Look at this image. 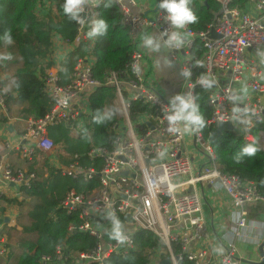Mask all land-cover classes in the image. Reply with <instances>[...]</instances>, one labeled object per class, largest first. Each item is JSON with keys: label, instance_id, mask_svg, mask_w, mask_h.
<instances>
[{"label": "built area", "instance_id": "obj_1", "mask_svg": "<svg viewBox=\"0 0 264 264\" xmlns=\"http://www.w3.org/2000/svg\"><path fill=\"white\" fill-rule=\"evenodd\" d=\"M113 1L135 46L127 70L110 73L106 80V85L115 89L122 112L120 121L111 128L115 138L110 148H92L87 154L91 161L102 160L99 172L92 167L82 168L78 156L68 166L59 168L64 176L80 178L85 183L96 176L99 183L88 194L69 191L61 204L68 215L77 216L81 222L72 223L69 233L86 234L97 241L92 251L78 254L75 264H105L110 256L124 258L135 249L137 230L153 233L166 246L169 256L156 264H178L182 258L193 264H207L213 236L204 214L203 196L197 189L203 184L223 191L236 209L232 218L235 224L229 230L232 240L214 264H244L235 240L245 236V206L264 203V194L255 182H244L220 170L202 127L183 119L190 109L177 121L167 119L176 115L180 103L170 101L149 81L142 67L140 42L146 31H158L169 45L171 60L179 65L182 90L187 91L183 99L191 98L196 105V89L203 88L211 110L208 124L218 127L229 122L233 132L245 141H255L253 132L259 126L258 144L264 151V70L248 53L264 48V0H248L243 9L232 6L235 0H216L221 10L201 32L194 30L193 24L173 26L166 10L159 8L160 0H156L152 17L134 10L137 0ZM100 2L83 0L75 16L76 36L72 43L59 36L52 39L48 55L51 66L43 77L44 92L53 103L50 112L40 119L25 120L20 138L4 143L5 151L14 152L28 164L34 163L37 152L48 154L55 149L49 136L51 127L64 124L75 134L84 129L90 99L86 102L82 96L86 92L91 95L101 86L93 78L95 59L90 56L78 60L68 84H62L60 71L68 54L89 41L88 25ZM48 7L46 2L38 7V12ZM212 31L217 38L211 37ZM173 33L180 36L179 47L175 42L169 43ZM198 43L201 56L194 53ZM198 71L202 74L197 75ZM204 80L214 87L206 88ZM138 102L147 110L132 114L131 109ZM9 115L0 82V119H8ZM125 171L127 175L123 174ZM36 178L35 173L15 168L5 156H0V199L22 200L21 189L29 187ZM189 186L193 189L187 190ZM114 231L116 239L107 241L105 235ZM9 251L6 240L0 237V258ZM62 252V246L57 247V264H64ZM40 262L52 264L49 257H42Z\"/></svg>", "mask_w": 264, "mask_h": 264}, {"label": "trees", "instance_id": "obj_2", "mask_svg": "<svg viewBox=\"0 0 264 264\" xmlns=\"http://www.w3.org/2000/svg\"><path fill=\"white\" fill-rule=\"evenodd\" d=\"M47 0H0V63L5 62L6 74L10 87L3 80L9 109L19 108L20 118L37 119L45 117L52 108V101L44 92L43 77L51 66L48 55L53 45V37L59 36L63 41L72 43L76 36V22L71 13L64 11L65 0H55L45 11L38 12V7ZM248 0H235L233 7L245 8ZM198 17L193 29L205 31L221 10L216 0H191L189 5ZM104 19L108 30L104 35H97L83 42L66 57L60 75L62 84H68L78 60L94 57L93 78L101 86L90 95V113L85 120L84 129L75 134L67 125H59L49 129V136L61 150L62 154L72 158L78 156L82 168L92 167L99 172L102 160L91 161L87 154L92 148H110L115 136L112 126L120 121L119 110L115 102V89L106 85L107 77L113 72H125L135 50L130 39L129 30L123 23L120 9L113 0H101L93 20ZM92 20V21H93ZM92 22L88 25L91 31ZM10 37L11 42H9ZM201 56L200 44L194 51ZM10 56L8 59L6 57ZM202 74L201 71L197 75ZM9 93V94H7ZM197 114L203 118V134L212 146L224 174L236 175L244 182H255L264 194V151L260 149L258 126L254 130L255 141H245L233 131L216 133L217 127L209 125L211 110L203 88L196 89ZM146 111L147 106L136 103L131 109ZM253 144L257 148L254 156L243 153V148ZM37 154H40L37 152ZM36 154V155H37ZM44 158L45 156L42 155ZM44 163V161H43ZM27 164V163H26ZM45 164L47 161L45 160ZM30 173L37 175L39 163L35 166L27 164ZM99 186L96 176L88 183L80 178L73 179L64 176L59 168L47 166L46 174L33 180L29 187L22 188L24 199L31 202V208L26 212L29 224L24 225L23 232L34 236L22 240V252L16 264H41L42 257H49L52 264H57L56 249L62 246L64 264H75L78 254L92 251L97 241L86 234L69 233V226L81 222L77 216H71L61 207V204L71 190L80 194H88ZM8 205L22 207L23 201L18 199H2ZM6 207L0 205V216L5 215ZM125 220V218H123ZM117 231L106 234L105 239L115 240ZM135 249L124 258L110 256L105 264H156L167 258L166 246L153 233L137 230L134 233ZM179 250L174 248V253ZM178 264H193L182 258Z\"/></svg>", "mask_w": 264, "mask_h": 264}, {"label": "crops", "instance_id": "obj_3", "mask_svg": "<svg viewBox=\"0 0 264 264\" xmlns=\"http://www.w3.org/2000/svg\"><path fill=\"white\" fill-rule=\"evenodd\" d=\"M47 2L49 3V7L50 5L56 4L55 0H47ZM155 6L156 0H137V6L134 10L152 17L154 15ZM247 7L250 8L249 6ZM143 36L150 37L153 42L152 45L147 47L143 45L142 38L140 42V48L144 55L142 67L149 81L155 85L162 94L167 97H173L171 98L174 99L172 101L178 103L179 100L176 98H183L181 95L183 90L181 91L180 89L181 92L179 96L177 95V91L175 92L174 87L177 84H182V77L177 63L173 62L170 58V48L166 39L156 30H148ZM157 45H159L158 49L152 51L151 49L156 48ZM248 53L258 61L264 70V48L249 51ZM0 80H3L10 87V80L6 74L4 61L0 63ZM89 99L90 93H84L82 100L88 102ZM114 103L120 107L116 98ZM18 111L19 108L13 107L11 110L9 109L10 115L8 119H0V156H5L7 161L15 168L28 169V163L26 164V162L22 161L14 152L9 153L5 151L4 148V143L6 141H17L24 132L25 120L19 117ZM38 153L40 154L36 155L34 161L35 166L39 163L41 155H44L45 158H47V164L54 168L68 166L69 160L71 159L70 155L62 154V152H60V155H57L56 151L48 154L43 152ZM186 189L191 190L193 187L189 186ZM197 189H199L203 196V210L213 236L207 264H214L217 257L224 251L227 243L232 240L229 230L235 224L232 218L233 212H235L236 209L234 208L233 202L223 191H216L205 184L197 186ZM2 199L14 198H1L0 202H2ZM22 200L26 201L27 199L23 197ZM245 211L247 213V228L244 231L245 236L235 240L240 258L244 261V264H264L261 260L260 250L264 244V203L247 204L245 206ZM5 217L9 216H7L6 213L0 216V218ZM9 218L12 220L11 217ZM6 257H8V255ZM4 259L5 258H0V264H2Z\"/></svg>", "mask_w": 264, "mask_h": 264}, {"label": "clouds", "instance_id": "obj_4", "mask_svg": "<svg viewBox=\"0 0 264 264\" xmlns=\"http://www.w3.org/2000/svg\"><path fill=\"white\" fill-rule=\"evenodd\" d=\"M83 0H65L64 11L66 13H71L73 18L77 15V13L81 9V5ZM191 0H160L159 8L166 10L168 13L167 20L171 21V24L177 28H183L187 24H194L197 22L198 17L193 12L191 7L189 6ZM108 30V23L104 19H97L92 21L91 31L88 32V37L92 38L97 35H104ZM9 42H11L10 37H8ZM175 42L176 46L179 47L180 44V36L177 33H173L170 36L169 43ZM142 43L145 47L152 45V39L147 36L142 37ZM159 45L156 48H152V51H156ZM10 59L11 57H6ZM204 83H210L207 80L203 81ZM179 100L180 106L179 109L174 116H168L167 119L170 122L177 121L181 119L186 110L190 111L186 116H183V119L190 121L199 126H203V118L197 114V106L192 103L191 98L188 101H185L181 97H177ZM175 107V105H174ZM174 130V129H173ZM257 152V148L253 144H248L243 148V153L254 156Z\"/></svg>", "mask_w": 264, "mask_h": 264}, {"label": "rangeland", "instance_id": "obj_5", "mask_svg": "<svg viewBox=\"0 0 264 264\" xmlns=\"http://www.w3.org/2000/svg\"><path fill=\"white\" fill-rule=\"evenodd\" d=\"M177 67L179 65L177 64ZM180 89L182 91V84H177L174 87L175 92L177 91V95L180 96ZM187 91L186 89H183L182 91V96H186ZM173 97H169L170 101L174 100L171 99ZM176 102V101H175ZM117 109L119 110L120 116L122 115L121 109L117 106L116 103L113 104ZM57 153V155H60L61 150H58L57 146L53 150V152ZM45 160L47 161V158H44L42 155L40 157V161L37 167V177L44 176L46 174L47 166L45 164ZM44 161V163H43ZM28 170V169H26ZM23 201L22 207H19L17 205H8L5 204L4 202H0L1 206L6 207V214L7 216L11 217V221L8 224H3L0 226V236L4 238L8 244V247L10 248V251L8 253V257H5L4 261L2 264H16L18 261V257L22 252L21 248V241L22 240H27V239H32L34 236L27 235L23 232V226L29 224V220L26 217V212L30 210L31 208V202L29 200H19ZM12 259V260H11Z\"/></svg>", "mask_w": 264, "mask_h": 264}, {"label": "water", "instance_id": "obj_6", "mask_svg": "<svg viewBox=\"0 0 264 264\" xmlns=\"http://www.w3.org/2000/svg\"><path fill=\"white\" fill-rule=\"evenodd\" d=\"M211 37L212 38H217V34L214 32V31H212L211 32ZM214 87V85L213 84H208L207 86H206V88H213ZM233 131V126H232V124L231 123H229V122H227V123H220L219 125H218V127H217V130H216V133H221V132H223V131ZM123 174L124 175H127V171H125V172H123ZM10 218L9 217H5V218H0V226L1 225H3V224H8V223H10ZM261 257H263V255H264V252H263V250H264V244L262 245V247H261ZM263 262H264V259L262 260ZM164 264H170V261H165L164 262Z\"/></svg>", "mask_w": 264, "mask_h": 264}]
</instances>
